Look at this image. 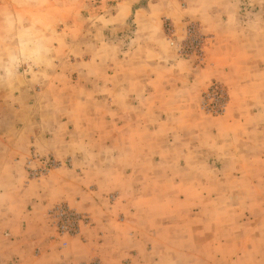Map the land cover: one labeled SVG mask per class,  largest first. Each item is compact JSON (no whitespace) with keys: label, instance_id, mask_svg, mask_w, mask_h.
<instances>
[{"label":"rangeland","instance_id":"1","mask_svg":"<svg viewBox=\"0 0 264 264\" xmlns=\"http://www.w3.org/2000/svg\"><path fill=\"white\" fill-rule=\"evenodd\" d=\"M9 141L73 197L0 264H264V0H0Z\"/></svg>","mask_w":264,"mask_h":264},{"label":"crops","instance_id":"2","mask_svg":"<svg viewBox=\"0 0 264 264\" xmlns=\"http://www.w3.org/2000/svg\"><path fill=\"white\" fill-rule=\"evenodd\" d=\"M128 125L132 126L133 124L128 121ZM9 142L3 148H5V151L9 150L11 152L7 155L2 152L0 155V235H2V242L6 239L13 242L12 239L14 237V241L20 245L26 244L29 247L30 241L33 239L31 230L39 226L38 223H35V218L40 217L43 221L50 206L49 204L55 198V200H58L65 196L73 197V195L67 193L70 192L67 187V180L65 181L64 178L62 180L59 179L58 183H56L55 178H52L49 181H51L50 185L57 186L53 187L54 192L57 193L56 197H52L55 193H52L51 188L50 190L36 191L38 195L34 192V196L41 197V199L36 202L33 208L30 207V201H32L31 198L33 196L30 193V180H28L27 174L22 173L21 175V166H19L21 162L17 160L21 156H19V153L15 154L18 149L14 147L13 141ZM62 182L63 184H61ZM5 227L16 229V231L12 234L5 231ZM14 258L22 260L21 258L24 257L18 255L14 256Z\"/></svg>","mask_w":264,"mask_h":264}]
</instances>
